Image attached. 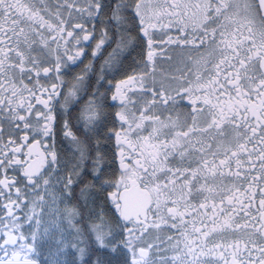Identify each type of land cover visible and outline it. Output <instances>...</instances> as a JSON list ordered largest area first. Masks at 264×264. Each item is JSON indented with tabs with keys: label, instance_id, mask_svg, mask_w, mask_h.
<instances>
[{
	"label": "flooded vegetation",
	"instance_id": "af4514ba",
	"mask_svg": "<svg viewBox=\"0 0 264 264\" xmlns=\"http://www.w3.org/2000/svg\"><path fill=\"white\" fill-rule=\"evenodd\" d=\"M126 188L128 264H264L257 0H0V264H55L56 196L84 249Z\"/></svg>",
	"mask_w": 264,
	"mask_h": 264
},
{
	"label": "rangeland",
	"instance_id": "374dc122",
	"mask_svg": "<svg viewBox=\"0 0 264 264\" xmlns=\"http://www.w3.org/2000/svg\"><path fill=\"white\" fill-rule=\"evenodd\" d=\"M71 154H72V161L74 163L75 170L80 173L81 171V164L83 160L85 159V147L81 145V143L76 140L75 138L71 139ZM115 190V188H113ZM60 199H58V196L52 200V203L49 204V211L48 212H55V217L53 219H50L48 225L45 227L44 231L47 234H54L53 236V244L51 245V251L54 256L55 264H73L77 261L79 262L84 254V249L81 247V244L78 245V243L81 242V237H76L74 234H72L69 230H67L63 224L65 223V218L63 219V222L61 220V216L58 214L59 210V204ZM66 203V201H63L62 204ZM68 201L66 204L62 206H67ZM48 218V216H45ZM109 220H112V226L114 229L113 232V240L114 243L110 246H107L106 254H103L108 257V259L111 260H117V259H123V262L128 264V262L131 260V223L126 224L122 222L118 217L116 216H108ZM91 232L93 233L94 238L98 242V244H101V246L104 245V241L106 239V236H108L107 229H99L96 228V226L93 224L91 225ZM72 234V244L69 245L68 242V234ZM75 240V242L73 241ZM119 244V247L116 248V245ZM77 245V246H76ZM117 264V263H115Z\"/></svg>",
	"mask_w": 264,
	"mask_h": 264
},
{
	"label": "trees",
	"instance_id": "16d2710c",
	"mask_svg": "<svg viewBox=\"0 0 264 264\" xmlns=\"http://www.w3.org/2000/svg\"><path fill=\"white\" fill-rule=\"evenodd\" d=\"M89 142L92 143L94 141L91 140L87 143L89 144ZM88 147L91 148L90 145H88ZM73 206L77 210H81L82 212L85 211V213H89L90 211V208L85 205L83 201L74 202ZM108 218V216H103L98 221H96L87 216V219H85V247L80 264H99L100 260L103 261V264H113L112 261L114 260L108 259L107 256L103 255L108 252L107 246H110L112 242V220H109ZM93 224L97 229H99V231H101V229H107L109 235L106 236L103 246L98 245L96 239L93 236V233L91 232L90 228ZM116 262L118 264H126L125 262H123V259H117Z\"/></svg>",
	"mask_w": 264,
	"mask_h": 264
},
{
	"label": "water",
	"instance_id": "95a60500",
	"mask_svg": "<svg viewBox=\"0 0 264 264\" xmlns=\"http://www.w3.org/2000/svg\"><path fill=\"white\" fill-rule=\"evenodd\" d=\"M259 4V8L261 11L262 16L264 17V0H257ZM136 198L132 200V191L131 188H126L123 189L119 192V200L121 202L120 205V220L127 222L128 220L131 219V212L133 210H139V209H144V203L138 200L139 195H135ZM135 205L139 208H135Z\"/></svg>",
	"mask_w": 264,
	"mask_h": 264
}]
</instances>
